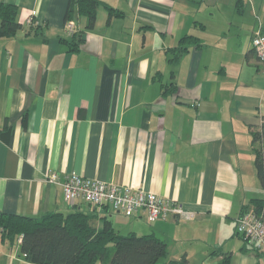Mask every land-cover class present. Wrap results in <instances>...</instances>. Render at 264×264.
I'll use <instances>...</instances> for the list:
<instances>
[{"label":"crops","instance_id":"obj_1","mask_svg":"<svg viewBox=\"0 0 264 264\" xmlns=\"http://www.w3.org/2000/svg\"><path fill=\"white\" fill-rule=\"evenodd\" d=\"M101 1L89 27L72 0H0L22 24L0 35V210L82 211L97 230L108 219L155 234L168 249L157 264H264L236 228L264 198L251 134L264 117L252 45L264 0ZM51 171L153 191L188 216L69 202ZM0 264L38 263L0 228Z\"/></svg>","mask_w":264,"mask_h":264},{"label":"trees","instance_id":"obj_2","mask_svg":"<svg viewBox=\"0 0 264 264\" xmlns=\"http://www.w3.org/2000/svg\"><path fill=\"white\" fill-rule=\"evenodd\" d=\"M101 2L72 0L69 10L77 5L79 11L87 16L88 26L93 27ZM21 27L17 20V7L0 2V35H13ZM190 37L186 35L181 43ZM180 47L181 50L186 49L183 45ZM251 134L255 165L264 186V117L260 127L252 130ZM252 203L256 213H264V198H255ZM0 228L3 240L15 243L21 238L22 253L29 261L38 264H94L98 261L102 264H157L168 252L166 241L155 234H121L108 219L104 227L97 230L90 216L82 211L53 212L36 218L0 210ZM186 262L184 257L175 263ZM230 262L231 256L227 255L220 264Z\"/></svg>","mask_w":264,"mask_h":264},{"label":"built area","instance_id":"obj_3","mask_svg":"<svg viewBox=\"0 0 264 264\" xmlns=\"http://www.w3.org/2000/svg\"><path fill=\"white\" fill-rule=\"evenodd\" d=\"M28 22L32 23L33 19L30 18ZM66 29L73 33V23L68 22ZM252 45L259 61L264 65V28L261 25L253 31ZM47 180L62 185L65 199L69 202L82 200L94 206L110 205L127 216L145 210L151 221L166 218L169 214L188 216L179 203L156 192L130 185L102 181L77 173H67L62 179L56 171L49 172ZM236 228L237 233L249 239L259 251L264 252V213L258 214L253 209L244 211L237 219Z\"/></svg>","mask_w":264,"mask_h":264}]
</instances>
